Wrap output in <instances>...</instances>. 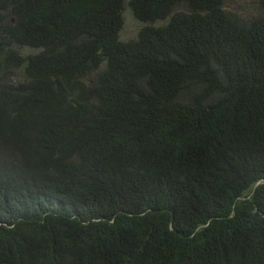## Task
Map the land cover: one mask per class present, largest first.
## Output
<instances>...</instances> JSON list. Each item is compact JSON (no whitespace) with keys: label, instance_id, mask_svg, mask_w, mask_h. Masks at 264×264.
<instances>
[{"label":"trees","instance_id":"16d2710c","mask_svg":"<svg viewBox=\"0 0 264 264\" xmlns=\"http://www.w3.org/2000/svg\"><path fill=\"white\" fill-rule=\"evenodd\" d=\"M257 5L0 0V264H264Z\"/></svg>","mask_w":264,"mask_h":264},{"label":"rangeland","instance_id":"374dc122","mask_svg":"<svg viewBox=\"0 0 264 264\" xmlns=\"http://www.w3.org/2000/svg\"><path fill=\"white\" fill-rule=\"evenodd\" d=\"M258 0H224L225 8L247 19L258 13ZM142 24L134 15L130 6L127 4L123 11V28L120 31L121 40H130L135 38L138 29Z\"/></svg>","mask_w":264,"mask_h":264}]
</instances>
